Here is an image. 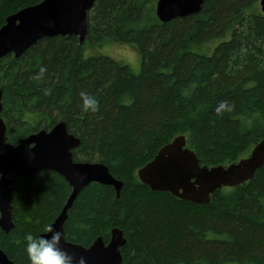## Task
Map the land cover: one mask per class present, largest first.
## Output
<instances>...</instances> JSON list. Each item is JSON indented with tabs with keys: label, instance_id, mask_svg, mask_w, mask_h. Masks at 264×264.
Returning <instances> with one entry per match:
<instances>
[{
	"label": "trees",
	"instance_id": "obj_1",
	"mask_svg": "<svg viewBox=\"0 0 264 264\" xmlns=\"http://www.w3.org/2000/svg\"><path fill=\"white\" fill-rule=\"evenodd\" d=\"M42 0H0L6 18ZM158 0H97L84 42L75 35L40 39L21 57L0 59L1 116L8 142L65 121L81 139L76 161H102L124 182L121 196L93 182L65 223L68 240L108 243L124 231L123 264H264V166L242 184L198 204L153 191L138 170L179 135L202 165H229L264 137V12L260 0H205L199 13L163 22ZM107 40L136 47L140 72L86 45ZM210 53V54H209ZM41 68L46 72L36 79ZM45 89L49 90L45 93ZM99 100L86 112L80 93ZM227 101L231 111L217 116ZM16 178L14 228L0 227V249L30 264L24 237L45 233L72 187L58 172Z\"/></svg>",
	"mask_w": 264,
	"mask_h": 264
},
{
	"label": "water",
	"instance_id": "obj_2",
	"mask_svg": "<svg viewBox=\"0 0 264 264\" xmlns=\"http://www.w3.org/2000/svg\"><path fill=\"white\" fill-rule=\"evenodd\" d=\"M97 0H42L9 15L0 28V59L13 54L21 57L40 39L57 35H75L84 42L88 33V13ZM205 0H158L156 13L163 22L199 13ZM264 12V0H260ZM0 91V113L3 105ZM81 139L69 131L65 121L50 130L33 132L19 143L8 142L7 125L0 114V227L9 232L15 226L12 200L16 178L30 177L44 170L61 174L72 190L61 212L51 224L62 228L61 247L87 264H123L122 248L127 244L124 231L113 227L107 243L98 236L90 246L67 239L65 223L77 196L87 185L98 182L115 188L118 197L124 182L116 178L102 161H76L73 151ZM264 166V137L251 153L229 165H202L197 154L187 146L185 135L164 145L147 164L138 170L140 180L153 191L173 195L198 204L211 201V195L223 187L250 180ZM41 235H49L45 232ZM40 235V236H41ZM0 264H14L0 249Z\"/></svg>",
	"mask_w": 264,
	"mask_h": 264
},
{
	"label": "clouds",
	"instance_id": "obj_3",
	"mask_svg": "<svg viewBox=\"0 0 264 264\" xmlns=\"http://www.w3.org/2000/svg\"><path fill=\"white\" fill-rule=\"evenodd\" d=\"M46 72L45 68H41L36 75V79H42ZM49 90L45 89L47 94ZM83 110L86 112L99 111V100L95 96L82 91L80 93ZM225 111H231V107L227 101H221L215 108L217 116H222ZM45 232L49 235L34 236L32 233L25 235V251L27 253L30 264H87L84 256L76 257L61 247V241L65 239L62 228H54L48 225Z\"/></svg>",
	"mask_w": 264,
	"mask_h": 264
},
{
	"label": "rangeland",
	"instance_id": "obj_4",
	"mask_svg": "<svg viewBox=\"0 0 264 264\" xmlns=\"http://www.w3.org/2000/svg\"><path fill=\"white\" fill-rule=\"evenodd\" d=\"M87 55H106L117 61L127 64L134 73H138L142 67V58L139 50L125 43H117L107 40L100 45H86ZM210 54V53H209Z\"/></svg>",
	"mask_w": 264,
	"mask_h": 264
}]
</instances>
